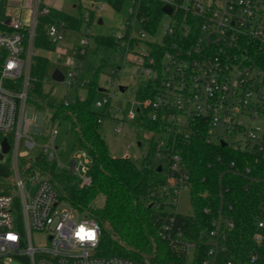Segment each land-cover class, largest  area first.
<instances>
[{
	"label": "built area",
	"instance_id": "built-area-1",
	"mask_svg": "<svg viewBox=\"0 0 264 264\" xmlns=\"http://www.w3.org/2000/svg\"><path fill=\"white\" fill-rule=\"evenodd\" d=\"M89 1L92 7L85 18L89 20L93 12V23L99 20L97 12L102 7L97 1ZM141 1L132 0L131 17L114 37L122 66L134 63L147 84L140 87L142 94L140 89L132 91L134 99L126 103L125 111L117 106L116 112H124L138 126L146 120L158 123L155 131L139 126L151 134L149 147L154 141L156 163L162 167L165 180L153 207L162 225V238L180 248L190 262L195 244L183 239V227L177 223L179 196L182 190H192L183 145L203 139L209 145L229 147L234 152L254 155L257 162L264 161V0H153L163 9L172 10L171 14L162 11L171 22L164 26L161 37L158 28L162 15L143 18ZM42 4L36 0L30 24L11 20L8 31L0 27V148L3 134H13L11 150L15 148L16 159L12 169L17 191L0 194V264H14V260L23 264H144L97 255L101 237L98 222L61 202L48 179L24 178L20 173L18 158L28 155V151L19 152L22 138L33 149L36 143L30 138L32 131L42 133L41 127L33 126L34 109L26 112L38 17L49 13L48 6L40 11ZM47 28L56 44L64 40V31L69 29L63 21L49 23ZM92 37L90 27H86L76 48L79 57L66 60L71 70L64 82L72 89L71 94L84 86L79 76ZM116 73L117 69L113 70ZM109 85L114 83L109 80ZM114 92L103 90L96 109L109 111ZM117 131L123 132V127ZM56 136L54 128L43 148L49 160L57 157ZM129 147L123 158L131 159ZM90 167L91 158L81 149L68 169L79 177L82 186H89ZM251 171V167L239 168L236 161H231L225 172L248 177ZM228 191L220 185L221 205L218 215L209 221L208 258L204 264H217L219 256L228 251V230L235 227L223 213L224 208L232 210L223 199ZM211 211L210 206L204 209L207 214ZM81 227L84 232L77 235ZM89 232L95 234L94 238H88ZM34 235L43 236L46 243L35 246ZM254 240L264 246V219L259 222ZM246 264H264V256L253 254Z\"/></svg>",
	"mask_w": 264,
	"mask_h": 264
},
{
	"label": "trees",
	"instance_id": "trees-1",
	"mask_svg": "<svg viewBox=\"0 0 264 264\" xmlns=\"http://www.w3.org/2000/svg\"><path fill=\"white\" fill-rule=\"evenodd\" d=\"M124 1L110 0V4L119 9ZM45 7L47 5L42 4L40 11ZM48 7L49 13H40L38 17L28 99L39 111L49 112L53 123H69L77 145L87 151L91 158L89 175L92 182L89 186H82L77 175L72 174L68 168L59 170L57 161L52 160L51 164L44 152L33 160L19 162L22 177L40 176L48 179L58 192L61 202L98 222L101 237L97 255L118 256L144 264H204L208 258L209 221L218 215L222 185L229 189L223 199L228 206H232L231 211L224 208L223 213L232 219L235 227L228 230V251L219 256L217 264L228 261L246 264L253 254L264 256V246L254 240L259 231V222L264 219V179L257 178L264 177V161L257 162L254 155L234 152L229 147L209 145L203 139H192L183 145L184 158L192 175L191 201L194 213L189 216L179 214L177 223L183 227V239L195 244L191 262L180 248H174L162 238V225L155 208L150 207L165 183L164 175L159 172L156 163L154 141H151L140 164L133 159L112 155L100 131L101 117L109 111H99L95 107L103 91L96 80L90 83L84 97L77 92L68 94L60 104L52 102L49 94L44 91L49 58L38 52H52L57 47L49 37L48 24L63 21L70 30L80 31L83 26L90 27L95 16L91 12L89 20H86L81 11L80 15H72ZM162 11V5L156 1H141L140 13L147 20L161 17ZM95 42L97 47L118 49L114 36L98 35ZM139 93L142 94V89ZM139 126L144 130H158V123L148 120L139 123ZM4 138L11 147L14 146L13 134H7ZM218 157H221L220 161ZM231 161H236L239 168L251 167L250 175L235 176L225 172ZM14 190L12 166L9 162H0V194H13ZM101 195L105 197V203L96 208L94 202ZM208 206L212 207L209 214L204 212Z\"/></svg>",
	"mask_w": 264,
	"mask_h": 264
},
{
	"label": "rangeland",
	"instance_id": "rangeland-1",
	"mask_svg": "<svg viewBox=\"0 0 264 264\" xmlns=\"http://www.w3.org/2000/svg\"><path fill=\"white\" fill-rule=\"evenodd\" d=\"M42 3L58 8L72 15H86L87 9L92 7L89 0H41ZM5 0H0V21L3 17ZM98 7H102L97 12L99 20H95L90 30L93 35L91 39V46L88 53L83 58V67L80 72V82L84 86L78 87V93L86 95L90 88V83L93 80L98 81L99 88L107 91H114V98H112L109 112L102 116L100 131L106 139L110 151L114 157H124L126 147L128 153L136 163L140 164L146 155L149 148V138L151 134L143 131L135 121H130L125 116L124 112H116L117 106H123V110L127 108V102L134 99L133 90H139L147 84V80L138 73V67L134 63H128L122 66V60L118 59V52L115 49L106 48L103 46L97 47L95 37L98 35L117 36L122 32V26L131 17V10L134 8L132 0H125L119 9L111 6L110 0H101L97 3ZM102 20V23L100 21ZM171 22V17L162 14L161 21L158 28V37H161L164 26ZM86 26H83L80 31L67 29L64 31L65 38L57 44V47L52 52L39 51L41 55L49 58L48 71L44 80V91L49 94V99L54 103H63L68 94L72 93L65 82H58L53 79L54 72L59 69L64 75H68L71 68L66 65L67 58L79 57L76 48L80 46ZM77 53V54H76ZM117 69V73L113 74V70ZM109 80L114 83V86L109 85ZM75 83V81H74ZM115 87V89H114ZM120 87L125 90L121 91ZM100 98V96L98 97ZM34 109V115L42 112L27 99L26 112L29 109ZM99 111H103L99 109ZM43 120L39 124L42 128V133L33 132L30 138L35 141L36 146L29 149L25 142L26 138H22L19 146V152L28 151V155L18 158V162L22 160H33L43 152V148L52 137L54 128L57 129V136L55 146L57 149V168H69L73 157L80 154L81 149L77 145L74 136L71 133L70 125L67 122H52L49 112H42ZM124 122V123H122ZM123 127V132H118L117 128ZM264 127V124H262ZM7 134H3L6 136ZM139 143H142L139 146ZM1 151V148H0ZM16 159L15 148L5 155L2 162H9L11 166L14 165ZM27 162V161H25ZM27 164V163H26ZM51 164L53 161L51 160ZM27 166V165H26ZM16 193L17 191L14 190ZM14 192V193H15ZM105 203V197L99 196L94 202L96 208L102 207ZM178 214L189 216L194 213L193 204L191 201V193L189 190H182L179 196V204L177 206ZM34 245L42 246L46 243V239L40 235H34ZM191 262V259H190ZM14 264H23L19 260H14Z\"/></svg>",
	"mask_w": 264,
	"mask_h": 264
},
{
	"label": "crops",
	"instance_id": "crops-1",
	"mask_svg": "<svg viewBox=\"0 0 264 264\" xmlns=\"http://www.w3.org/2000/svg\"><path fill=\"white\" fill-rule=\"evenodd\" d=\"M35 3L36 0H5L4 12L0 21V27L3 30L8 31V24L11 20H19L24 25L30 24L35 9ZM80 95L83 96L82 94ZM42 118L43 113L40 112L32 121L33 126L38 127L43 120ZM33 132L37 133L36 129H34L32 133Z\"/></svg>",
	"mask_w": 264,
	"mask_h": 264
},
{
	"label": "water",
	"instance_id": "water-1",
	"mask_svg": "<svg viewBox=\"0 0 264 264\" xmlns=\"http://www.w3.org/2000/svg\"><path fill=\"white\" fill-rule=\"evenodd\" d=\"M163 10H164V12H166L168 14L172 13V10L168 7H165ZM100 23H102V20L100 21ZM53 79L55 81H58V82H64L65 75L63 74L62 71L57 69L53 74ZM223 146H226V144L223 143ZM10 151H11V145L9 144L7 139H4L2 142V149L0 151V162H2L4 160L5 155L8 154ZM161 171H162V167L160 166L159 172H161ZM150 207H153V204H151Z\"/></svg>",
	"mask_w": 264,
	"mask_h": 264
},
{
	"label": "snow or ice",
	"instance_id": "snow-or-ice-1",
	"mask_svg": "<svg viewBox=\"0 0 264 264\" xmlns=\"http://www.w3.org/2000/svg\"><path fill=\"white\" fill-rule=\"evenodd\" d=\"M81 231H84V230L81 229ZM94 235H95L94 233H90V234H88V238H90V239H91V238H94Z\"/></svg>",
	"mask_w": 264,
	"mask_h": 264
},
{
	"label": "clouds",
	"instance_id": "clouds-1",
	"mask_svg": "<svg viewBox=\"0 0 264 264\" xmlns=\"http://www.w3.org/2000/svg\"><path fill=\"white\" fill-rule=\"evenodd\" d=\"M81 229H83L84 230V228L83 227H81L80 228V230H79V232L77 233V235H80L81 233H83L84 231H81ZM91 232H89L88 234H90Z\"/></svg>",
	"mask_w": 264,
	"mask_h": 264
}]
</instances>
